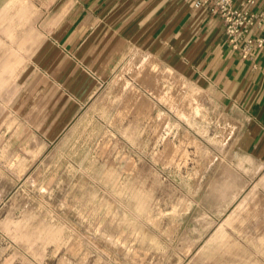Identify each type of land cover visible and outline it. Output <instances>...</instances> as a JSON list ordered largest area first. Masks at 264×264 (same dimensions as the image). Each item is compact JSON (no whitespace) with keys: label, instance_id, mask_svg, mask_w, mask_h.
I'll return each instance as SVG.
<instances>
[{"label":"rangeland","instance_id":"374dc122","mask_svg":"<svg viewBox=\"0 0 264 264\" xmlns=\"http://www.w3.org/2000/svg\"><path fill=\"white\" fill-rule=\"evenodd\" d=\"M8 25L0 264H264V176L189 131L163 79L149 82L154 65L122 62L80 110L53 92L32 31Z\"/></svg>","mask_w":264,"mask_h":264},{"label":"crops","instance_id":"0c3cea01","mask_svg":"<svg viewBox=\"0 0 264 264\" xmlns=\"http://www.w3.org/2000/svg\"><path fill=\"white\" fill-rule=\"evenodd\" d=\"M198 1L0 0V29L15 22L32 31L27 42L46 50L53 92L80 110L122 62L154 65L167 101L190 113L189 131L206 128L239 159V172L252 163L264 176V44L243 59L223 21ZM253 10L264 14V0ZM252 36L264 39L263 17Z\"/></svg>","mask_w":264,"mask_h":264},{"label":"built area","instance_id":"2783aa9c","mask_svg":"<svg viewBox=\"0 0 264 264\" xmlns=\"http://www.w3.org/2000/svg\"><path fill=\"white\" fill-rule=\"evenodd\" d=\"M257 0H246L237 4L235 0H199L197 7L207 8L224 24L230 46L243 59L251 58L256 49L264 44V39L252 36L257 20L263 17L253 10Z\"/></svg>","mask_w":264,"mask_h":264},{"label":"bare ground","instance_id":"6f19581e","mask_svg":"<svg viewBox=\"0 0 264 264\" xmlns=\"http://www.w3.org/2000/svg\"><path fill=\"white\" fill-rule=\"evenodd\" d=\"M7 67H9V68H12L13 69V71H14V66H12L11 64H9V65H7ZM6 67V68H7ZM152 74H154L153 75V79L151 78V80H149V82H151V83H156L157 81H159V79L161 80V76H159L158 74H156L155 72H153ZM147 83V82H146ZM148 84V83H147ZM158 87V86H157ZM138 97V95H137V93H134V98H137ZM144 116V115H143ZM185 143V142H184ZM183 145V144H182ZM175 151V150H174ZM108 173V172H107ZM114 175H115V173H114ZM109 224V223H108ZM107 228H108V226H107ZM107 230H109V229H107ZM107 232V231H106ZM108 233H109V231H108ZM108 238H109V240L110 241H113L114 240V236H113V232H111V233H109L108 234Z\"/></svg>","mask_w":264,"mask_h":264}]
</instances>
